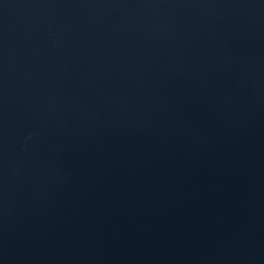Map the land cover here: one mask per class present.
Segmentation results:
<instances>
[{"label":"water","instance_id":"obj_1","mask_svg":"<svg viewBox=\"0 0 264 264\" xmlns=\"http://www.w3.org/2000/svg\"><path fill=\"white\" fill-rule=\"evenodd\" d=\"M0 264H264V0H0Z\"/></svg>","mask_w":264,"mask_h":264}]
</instances>
